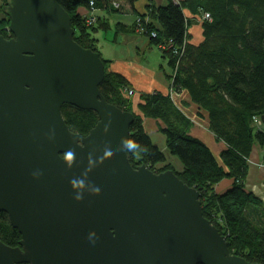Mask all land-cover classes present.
Segmentation results:
<instances>
[{"label":"water","instance_id":"95a60500","mask_svg":"<svg viewBox=\"0 0 264 264\" xmlns=\"http://www.w3.org/2000/svg\"><path fill=\"white\" fill-rule=\"evenodd\" d=\"M4 10L14 37L0 35V212L21 239L0 240V264H261L229 251L175 171L132 165L135 115L102 95L105 63L75 41L58 0ZM66 104L97 113L88 135L68 128Z\"/></svg>","mask_w":264,"mask_h":264},{"label":"trees","instance_id":"16d2710c","mask_svg":"<svg viewBox=\"0 0 264 264\" xmlns=\"http://www.w3.org/2000/svg\"><path fill=\"white\" fill-rule=\"evenodd\" d=\"M124 1L133 6L138 0ZM7 2L0 0V10L5 12ZM115 2L58 0L71 17L75 41L100 55L95 35L109 29L106 14L124 12L123 5L115 7ZM147 6V13L138 16L136 28H141L167 59L174 98L160 91L142 93L138 114L124 92L130 86L125 76L107 71L108 62L102 58L106 73L100 85L102 95L109 104L135 115L129 136L134 153H129V159L133 166L146 164L155 172L175 171L189 187L201 192L203 214L225 236L229 251L246 261L264 264V206L245 182L255 146L262 149L264 164V0H167L164 5ZM84 8L95 22L88 23L89 14L80 12ZM185 9L194 14L193 18L185 15ZM97 10L105 16L96 14ZM204 13L211 19H205ZM6 15L0 17V32L4 35H8L5 28L10 23ZM195 16L203 19L199 21L203 40L193 44L189 31ZM116 29L134 30L121 25ZM185 91L191 102L206 112L209 131L216 141L225 144L220 161L211 147L190 133L194 123L174 100ZM62 115L68 128L83 136L99 120L95 111L69 104L62 106ZM144 117L161 121L167 151L180 157L182 171H176L167 151L154 144L143 125ZM226 178L232 184L222 193L217 192L216 184ZM20 239L19 230L11 226L6 213L0 212V240L17 247Z\"/></svg>","mask_w":264,"mask_h":264},{"label":"crops","instance_id":"0c3cea01","mask_svg":"<svg viewBox=\"0 0 264 264\" xmlns=\"http://www.w3.org/2000/svg\"><path fill=\"white\" fill-rule=\"evenodd\" d=\"M175 1L180 2L181 0ZM166 3L167 0H138L133 6L126 4V6H123L124 12L106 14V17L109 18V29L107 31H99L95 35V39L98 40L97 47L101 52L102 58L108 62L107 71L123 74L130 85L129 88L134 89L135 92L130 98L137 113L142 93H153L155 91L170 93L169 86L171 83L167 77L169 70L165 68L167 59L162 55L161 49L152 45L144 31L141 28H136L135 24L139 15L147 13V5L160 6ZM80 12L82 15H90L85 8L81 9ZM184 12L187 17L193 18L194 14L189 9H185ZM96 14L105 16V13L99 10L96 11ZM195 17V23H193L189 31L192 36L191 43L193 44L203 40L202 25L199 22L202 18ZM118 25L133 28L134 30L127 31L122 29L118 31L116 29ZM174 100L177 105L183 107L180 106L194 123L190 133L197 138L199 137L206 145L211 147L213 154L220 161V153L225 148V144L223 142L218 143L214 134L208 130L209 123L206 112L200 110L198 105L191 102L189 93L186 91L177 95ZM200 112L203 117L200 116ZM196 120L199 121L197 122ZM161 124V121L155 118L146 117L143 120L145 130L151 136L154 144H157L166 152V140L160 132ZM257 124L260 125L262 123L258 122ZM262 163V149L255 146L250 157L249 171L245 182L248 189L261 198L264 206V167ZM232 182L231 179H223L216 184V191L222 193V191L230 187Z\"/></svg>","mask_w":264,"mask_h":264},{"label":"rangeland","instance_id":"374dc122","mask_svg":"<svg viewBox=\"0 0 264 264\" xmlns=\"http://www.w3.org/2000/svg\"><path fill=\"white\" fill-rule=\"evenodd\" d=\"M115 1H118V2H120V4H122L123 6H126V1H124V0H115ZM129 6V5H128ZM127 9V8H126ZM3 14H5L6 15V12H4L3 11V9L2 10H0V17L1 16H3ZM7 16V15H6ZM8 17V16H7ZM203 20V19H202ZM138 22H139V20H138ZM139 25H140V22H139ZM9 26V25H8ZM139 29V28H138ZM5 31L9 34L10 33V31H9V29H8V27H6L5 28ZM165 68H167L168 70H169V72L167 73V75H169L170 73H171V70H170V68H169V65H168V61L166 62V66H165ZM130 88H127V91L129 90ZM132 89V88H131ZM169 89L171 90V91H173V88L172 87H170L169 86ZM125 90L126 89H124V92H125ZM133 90V94H134V89H132ZM126 91V92H127ZM125 92V93H126ZM175 93V92H174ZM127 94V93H126ZM132 94V95H133ZM131 95V96H132ZM129 96V95H128ZM130 97V96H129ZM180 104V103H179ZM179 108H180V106L179 105H177ZM182 107V106H181ZM183 108V107H182ZM184 113H185V111H184ZM138 114H140V112H139V110H138ZM144 118H146V117H144ZM144 120V119H143ZM197 121V120H196ZM199 121V120H198ZM197 121V122H198ZM258 123V122H257ZM263 123V122H262ZM206 128H207V126H206ZM207 130V129H206ZM208 130H209V126H208ZM161 132V131H160ZM211 132V131H210ZM212 133V132H211ZM161 134H162V136H164L165 137V135H163V133L161 132ZM165 140H166V137H165ZM216 140V139H215ZM207 141V140H206ZM211 141V140H210ZM218 142V141H217ZM219 143V142H218ZM167 157H168V161L169 162H171L172 164H173V166H174V168L176 169V171H182L183 169H184V167H183V164H182V161H181V159H180V157H178V156H175V155H172V154H170V152L169 151H167ZM249 162H250V160H249ZM159 165H161V164H159ZM263 167H264V164H263Z\"/></svg>","mask_w":264,"mask_h":264},{"label":"built area","instance_id":"2783aa9c","mask_svg":"<svg viewBox=\"0 0 264 264\" xmlns=\"http://www.w3.org/2000/svg\"><path fill=\"white\" fill-rule=\"evenodd\" d=\"M90 5L93 6V2H91ZM113 5H114L115 7H118V6L120 5V3H119L118 1H116L115 3H113ZM86 11L88 12V10H86ZM204 18H205V19H211V15L208 14V13H204ZM87 19H88V23H93V22H95V19H94V17H92L91 13H90V15L87 16ZM153 35H154V34H153ZM183 51H184V50H183ZM126 91H127V89L125 90V92H126ZM169 92H170V96H171L172 98H174L173 95H175V93H174L173 91H171V90H170ZM126 93L131 97V95L133 94V90H132V89H129Z\"/></svg>","mask_w":264,"mask_h":264},{"label":"flooded vegetation","instance_id":"af4514ba","mask_svg":"<svg viewBox=\"0 0 264 264\" xmlns=\"http://www.w3.org/2000/svg\"><path fill=\"white\" fill-rule=\"evenodd\" d=\"M0 35H2L5 39H7V40H9V39H11V38H13L14 37V35L12 34V33H9L8 35H4V34H2L1 32H0ZM7 214V213H6ZM8 216V215H7ZM10 221V220H9Z\"/></svg>","mask_w":264,"mask_h":264},{"label":"clouds","instance_id":"9594fccd","mask_svg":"<svg viewBox=\"0 0 264 264\" xmlns=\"http://www.w3.org/2000/svg\"><path fill=\"white\" fill-rule=\"evenodd\" d=\"M89 239H90V240H92V241H93V243L95 242V240H94V239H93L91 236L89 237Z\"/></svg>","mask_w":264,"mask_h":264}]
</instances>
